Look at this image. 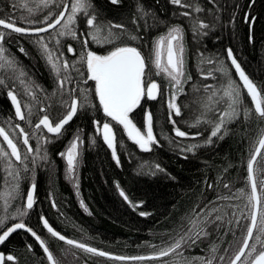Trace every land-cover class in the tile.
<instances>
[{"label":"snow or ice","instance_id":"snow-or-ice-1","mask_svg":"<svg viewBox=\"0 0 264 264\" xmlns=\"http://www.w3.org/2000/svg\"><path fill=\"white\" fill-rule=\"evenodd\" d=\"M114 5L121 0H110ZM174 6L188 9L179 13L188 21V28L194 38L205 37L214 31L220 23V17L212 9L208 10L211 22H205L200 15L205 9L199 6L198 0H169ZM208 3L217 8L216 0ZM255 3L251 0L249 6ZM32 5L22 3L20 8L26 14L15 16L18 8L17 0H10L13 12L0 18V88L6 91L14 109V117L8 116L0 120V245L5 244L12 234L24 230L31 235L42 249L47 264H62L50 249L47 241L29 227L25 217L36 205V169L44 167L55 174L51 167L52 161L48 153V145L55 142L65 134L66 126L77 116L78 112L97 107L92 104L89 89L82 88L81 81L87 84L93 81L94 94L99 101L105 117L111 122L122 126L127 138L132 141L140 151L151 152L153 147H160V142L153 128V113L145 111L144 130L134 122L132 114L147 97L155 100L162 94V87L156 80L150 78L155 69L157 76H162L168 82L170 96L167 101L168 122L172 125L175 138L197 141L203 138V143H182L181 139L165 137L174 150L187 158L188 154L195 155L201 148L212 146L223 141L230 134V125L241 119L247 123L255 119L264 122V85H258L245 72L241 63L234 55L231 47L226 49L225 63L219 57H205L199 53L201 65H213L205 72L200 69V79L212 80L215 83H192V92L205 94L197 103L200 104V114L192 122L185 121L189 128L197 131H184L178 126L174 117L182 116V107L177 103L180 95H187L185 85L192 81L185 72V26L181 23H169L167 31L151 42L147 56L142 52L143 45L137 42L144 39L142 33L158 28L163 20L151 9L145 7L142 0H134V11L131 20L126 23H113L101 19L91 0H32ZM56 9H62L58 13ZM176 16L177 13H173ZM83 19L84 27L79 21ZM235 17H233V20ZM254 17L245 15V22L251 27ZM17 21L25 26H18ZM13 33L21 36H32V44L44 62L53 80L52 91L49 92L38 83L29 71L20 64L18 58L5 47L6 37ZM71 39L80 45L77 49L68 44L67 53L75 59L69 60L63 50V41ZM251 35L249 41L251 42ZM90 45L98 48H107L103 54L91 49ZM19 51L25 56L28 53L23 47ZM234 70L240 83L232 76ZM86 77V78H85ZM219 77V79H218ZM19 89V90H18ZM250 98L251 106L244 102V94ZM60 108L57 116L52 110ZM188 109L189 104L183 105ZM36 122L33 123V117ZM23 122V125L20 123ZM109 121H93L95 133L111 150L112 158L120 165L117 152V133ZM25 126L30 131L25 130ZM78 129L65 151L57 155L65 160L66 177L74 181L77 195H79V180L77 170L80 164V148L84 143ZM209 134L204 138V133ZM30 141L35 142V147ZM92 144L96 143L93 137ZM122 143V142H121ZM6 146V147H5ZM144 164L140 165V173L156 175L164 172L159 163H149L145 173ZM227 171V169H225ZM246 186L237 189L232 195H217L215 200L208 201L203 207L197 204L190 214L182 217L179 230L175 236L169 235L170 242H162V246L149 245L158 248L149 255L120 256L99 250L86 243L66 237L57 231L48 221L40 215L41 226L52 237L70 246L62 250L65 258L72 256L73 261L79 259L73 249H78L92 256L106 257L110 260L136 264L143 261H162V264H264V130L260 138L254 143L246 163ZM30 178L31 184L26 197L20 194V182ZM212 188V185H208ZM224 188L230 185L225 183ZM119 189V184L117 183ZM119 195L134 209L140 204H132L123 189ZM244 200L243 207L231 203L233 200ZM19 201L12 211L13 202ZM221 201L228 202L225 206ZM81 207L87 212L83 200L79 201ZM52 207L57 208L56 201H51ZM231 209V213L225 210ZM199 208V211H197ZM90 214V213H89ZM140 216L150 213L140 212ZM12 222L8 226L9 221ZM237 232L240 237H237ZM215 235L219 243L211 240ZM231 235L233 240H226ZM210 241L205 254L188 258L184 255L186 249L198 246L199 243ZM223 253H220L221 244H225ZM28 252L33 253V246L26 245ZM171 257V261L164 258ZM19 264L15 254L0 251V264Z\"/></svg>","mask_w":264,"mask_h":264},{"label":"trees","instance_id":"trees-1","mask_svg":"<svg viewBox=\"0 0 264 264\" xmlns=\"http://www.w3.org/2000/svg\"><path fill=\"white\" fill-rule=\"evenodd\" d=\"M97 11L101 14V19L112 21L113 23L124 22L132 27L128 22L132 18L134 11V0H121V3L114 5L110 0H91ZM188 2V0H186ZM22 3L32 5V0H17L18 8L15 16L26 14V10L19 7ZM145 7L153 10L164 23L160 24L147 33H142L144 39L138 41V45H143L142 52L147 56L153 39L167 31L166 25L169 23H181L185 26V72L192 77V81L186 84L185 92L187 95H180L177 103L182 107V116L174 117L178 126L184 131L195 132L197 129H189L185 121L192 122L200 114V104L197 101L205 94L192 92V83L206 84L215 83L212 80H201L200 69L203 67L205 72L213 65H201L199 63V53L205 57L215 56L229 64L226 56V49L231 47L234 55L241 63L245 72L258 85H264V0H255L251 6V0H216L217 8L208 3V0H198L199 6L205 9L200 15L205 22H211L209 9L217 12L220 23L214 31L209 32L205 37L194 38L188 28V21L179 15L180 12L188 10L169 3V0H142ZM10 5V0H0V18H6L5 11ZM10 7V6H8ZM12 10V8L10 7ZM59 9H56V11ZM13 11V10H12ZM173 13H177L173 16ZM250 14L254 17L251 27L245 22V15ZM233 17L235 19L233 20ZM18 25L25 26L19 21ZM80 27H84V21H79ZM251 35V42L249 41ZM35 37L21 36L13 33L6 37L5 47L18 58L20 64L24 66L29 74L49 92L53 88V80L44 62L39 58L32 41ZM68 44H72L79 53L80 45L71 39L63 41L65 56L75 59L67 53ZM23 47L28 53L22 54L19 49ZM91 49L103 54L108 49L98 48L90 45ZM230 65V64H229ZM233 78L240 83L232 71ZM86 78V77H85ZM150 78L156 80L162 87V94L155 100L147 97L141 100L140 106L134 110L132 118L141 130H144L145 111L153 113V128L160 147H153L151 152H142L125 135L123 130L110 118L104 116L102 109H99V101L95 97L93 81L81 87L91 90L90 99L92 104L97 107L89 108L86 111L78 112L77 116L66 126L65 134L49 144L48 153L53 162L51 167L55 169L53 174L47 168L36 169V205L34 209L25 217V222L33 230L37 231L45 239L53 254L61 260L62 264H125V262L110 260L106 257L92 256L85 254L78 249H73L79 259L73 261L71 255L67 258L62 254L70 246L64 242L52 238L38 222L39 215L45 216L49 223L62 234L74 240L93 245L104 251H111L116 254H135L152 253L158 248L149 245L162 246V242H170L169 235L175 236V231L179 230L182 217L190 214L192 209L199 204L203 207L208 201L215 200L217 195H232L237 189L246 186V163L250 156V151L264 130V122L255 119L245 123L242 119L230 125V134L223 140L218 141L212 146L201 148L195 155H184L174 150L165 137L171 139H181L182 143H203V138L191 141L182 138H175L172 125L168 122V109L164 103L168 83L162 76L155 74V69L150 73ZM219 79V77H218ZM19 90V89H18ZM6 91L0 88V120L13 116L9 101H6ZM244 102L251 106L246 93ZM189 104L185 109L183 105ZM60 108L52 110V115L57 116ZM14 117V116H13ZM109 121L117 133V152L120 157L118 166L109 155V149L104 145L102 139L96 135L93 121ZM36 117H33V123ZM23 125V122H20ZM82 130L80 135L84 140L80 148V164L77 170L79 180V195L76 188L67 181L62 167L63 161L57 155L62 151L64 145L69 142L71 136ZM26 131H30L25 126ZM209 133L205 131L204 138ZM96 138V143L92 144V138ZM122 142V143H121ZM35 147V142L30 141ZM6 147V146H5ZM159 163L165 171L156 175L138 174L140 165L144 164V172L148 171V164ZM227 169V171H225ZM30 178L22 179L20 182V194L26 182ZM119 184V189L117 188ZM225 183L230 185L229 189L223 187ZM211 184L212 188L208 185ZM123 189L132 204H140V207L133 208L120 195L119 190ZM56 201L57 208H53L51 201ZM80 200H83L87 207L86 212L81 207ZM19 201L13 202L12 211ZM225 206L228 202L221 201ZM231 203L239 204L243 207L244 200H233ZM2 207V205H0ZM231 213V209L225 207ZM199 211V208H197ZM140 212L150 213L148 216H140ZM90 213V214H89ZM18 221V220H16ZM13 222L9 221L8 223ZM237 237L240 233L237 232ZM229 235L226 240H233ZM211 240H215L213 235ZM210 241L205 240L198 246L186 249L184 255L188 258L202 256ZM33 246V253L28 252L26 245ZM225 244H221L220 253H223ZM3 252L15 254L19 264H47L46 259H41L43 254L39 245L34 239L22 230L12 234L5 244L0 245ZM171 261V257L164 258ZM11 264V262H8ZM136 264H162V261H143Z\"/></svg>","mask_w":264,"mask_h":264},{"label":"water","instance_id":"water-1","mask_svg":"<svg viewBox=\"0 0 264 264\" xmlns=\"http://www.w3.org/2000/svg\"><path fill=\"white\" fill-rule=\"evenodd\" d=\"M60 10H62V9H59L58 11H57V13L60 11ZM18 26H20V25H18ZM229 64H230V62H229ZM230 66V65H229ZM233 72H234V70H233ZM234 74H235V72H234ZM235 76H236V74H235ZM236 78L238 79V77L236 76ZM6 97V99L10 102V100H9V98L7 97V95L5 96ZM249 100H250V98H249ZM10 104H11V102H10ZM11 107V109H12V111H14V109H13V107H12V105L10 106ZM144 124H145V121H144ZM119 127H121L122 128V126H119ZM123 134L125 135V137H127L126 136V134L123 132ZM260 138V136L258 137V139ZM257 139V140H258ZM132 142V141H131ZM133 143V142H132ZM134 144V143H133ZM137 147V146H136ZM252 150V149H251ZM251 152V151H250ZM246 173H247V171H246ZM30 187V186H29ZM29 187H28V189H29ZM28 189H26V191H25V197H26V193H27V191H28ZM39 220V219H38ZM13 222H18V221H13ZM12 222H10V223H8V226H10V224H11ZM39 224H41L40 223V220H39ZM23 232H24V230H22ZM44 231H46V230H44ZM30 235V234H29ZM31 236V235H30ZM33 238V237H32ZM69 238V237H68ZM34 239V238H33ZM78 241V240H77ZM34 242H36L35 241V239H34ZM79 242H81V241H79ZM37 243V242H36ZM38 244V243H37ZM88 244V243H87ZM89 246H92V247H94L93 245H91V244H88ZM97 249H99V250H103V249H101V248H97ZM104 251V250H103ZM41 252H42V249H41ZM107 252V251H106ZM109 253H111V254H113V255H120V256H138V255H135V254H129V255H125V254H121V253H119V254H116V253H114V252H111V251H108ZM9 252H5V254H8ZM43 254V253H42ZM149 254H151V252L150 253H147V254H145V253H140V255H149ZM46 261V260H45ZM47 262V261H46Z\"/></svg>","mask_w":264,"mask_h":264},{"label":"rangeland","instance_id":"rangeland-1","mask_svg":"<svg viewBox=\"0 0 264 264\" xmlns=\"http://www.w3.org/2000/svg\"><path fill=\"white\" fill-rule=\"evenodd\" d=\"M160 35H161V34H160ZM167 83H168V82H167ZM168 87H169V86H168ZM165 93H166V97H165V99H164V103L167 105V101H168V98H169V96H170V91H168V88L166 89ZM73 137H74V136H71V138L69 139V142L73 139ZM69 142H68L66 145L63 146L61 152L65 151V149H66V147L68 146ZM109 152H110L109 155H110L111 158H112L111 150H110V149H109ZM60 158H61V157H60ZM61 161H63V167H62V169H63V171H64V173H65V175H64L63 177H64L65 179H67V177H66V171H65V169H66V163H65V160L62 159V158H61ZM67 181H70V180L67 179ZM70 182L72 183V186L74 187V181H70Z\"/></svg>","mask_w":264,"mask_h":264},{"label":"flooded vegetation","instance_id":"flooded-vegetation-1","mask_svg":"<svg viewBox=\"0 0 264 264\" xmlns=\"http://www.w3.org/2000/svg\"><path fill=\"white\" fill-rule=\"evenodd\" d=\"M6 7H7V10L5 11V15L6 14H8V13H12L13 11L10 9V7H8L9 6V4H7V5H5ZM58 11V10H57ZM6 98V97H5ZM6 101H8L7 99H6ZM10 103V102H9ZM10 106H11V104H10ZM9 106V107H10ZM10 109H11V107H10ZM11 111H12V109H11ZM12 113H13V116H14V111H12ZM36 122V121H35ZM34 122V123H35ZM105 145V144H104ZM106 146V145H105ZM36 183V182H35ZM30 184H31V181L30 182H26V186H25V189H24V191H23V197H25V191H26V189H28V187L30 186ZM36 194H37V192H36V190H35V197H36ZM39 217H40V215H39ZM38 222H39V220H38ZM41 225V224H40ZM42 227V226H41ZM0 251H2L1 249H0ZM3 252V251H2ZM5 253V252H4Z\"/></svg>","mask_w":264,"mask_h":264}]
</instances>
